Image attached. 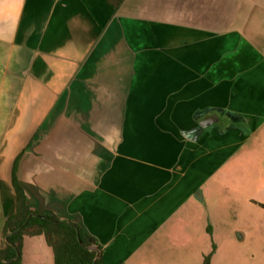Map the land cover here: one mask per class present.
<instances>
[{"label": "crops", "instance_id": "crops-1", "mask_svg": "<svg viewBox=\"0 0 264 264\" xmlns=\"http://www.w3.org/2000/svg\"><path fill=\"white\" fill-rule=\"evenodd\" d=\"M14 179L103 264L264 257V0H0V240Z\"/></svg>", "mask_w": 264, "mask_h": 264}, {"label": "trees", "instance_id": "trees-1", "mask_svg": "<svg viewBox=\"0 0 264 264\" xmlns=\"http://www.w3.org/2000/svg\"><path fill=\"white\" fill-rule=\"evenodd\" d=\"M17 208L6 220L0 240V264H22L24 236L44 235L54 249L56 264H103L102 248L97 241L77 224L63 221L50 211H32L23 189L14 179ZM96 247L98 250H91ZM203 264H210V256Z\"/></svg>", "mask_w": 264, "mask_h": 264}, {"label": "rangeland", "instance_id": "rangeland-1", "mask_svg": "<svg viewBox=\"0 0 264 264\" xmlns=\"http://www.w3.org/2000/svg\"><path fill=\"white\" fill-rule=\"evenodd\" d=\"M251 147H254V149H259V146L252 144L249 145ZM246 146L245 148L249 147ZM253 149V150H254ZM239 253L233 254L231 257H229V261L235 264H264V257H261L259 255H255L250 251L251 248V241H247L245 243L238 244Z\"/></svg>", "mask_w": 264, "mask_h": 264}, {"label": "water", "instance_id": "water-1", "mask_svg": "<svg viewBox=\"0 0 264 264\" xmlns=\"http://www.w3.org/2000/svg\"><path fill=\"white\" fill-rule=\"evenodd\" d=\"M215 122H216V120L208 119L207 121H205V122L203 123L202 127H203V128L209 127V126L213 125ZM184 135L187 136V137L190 136V135H188V134H186V133H185ZM91 250H97V249H96V247H92ZM97 251H98V250H97ZM96 260H97V258L95 259L94 264H96Z\"/></svg>", "mask_w": 264, "mask_h": 264}, {"label": "flooded vegetation", "instance_id": "flooded-vegetation-1", "mask_svg": "<svg viewBox=\"0 0 264 264\" xmlns=\"http://www.w3.org/2000/svg\"><path fill=\"white\" fill-rule=\"evenodd\" d=\"M201 129V127H199V128H197V129H195L194 131H192V133H190V134H197V132H199V130Z\"/></svg>", "mask_w": 264, "mask_h": 264}]
</instances>
